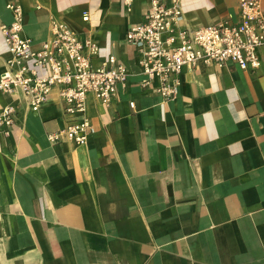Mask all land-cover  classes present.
Returning <instances> with one entry per match:
<instances>
[{
	"label": "crops",
	"instance_id": "0c3cea01",
	"mask_svg": "<svg viewBox=\"0 0 264 264\" xmlns=\"http://www.w3.org/2000/svg\"><path fill=\"white\" fill-rule=\"evenodd\" d=\"M9 3L34 48L60 20L98 44L94 66L113 54L128 75L109 104L87 95L82 144L48 137L67 121L57 88L36 108L0 92L16 108L0 128V264H264V51L256 70L185 66L164 99L126 40L148 0H0V73ZM181 5L190 30L239 20V0Z\"/></svg>",
	"mask_w": 264,
	"mask_h": 264
},
{
	"label": "built area",
	"instance_id": "2783aa9c",
	"mask_svg": "<svg viewBox=\"0 0 264 264\" xmlns=\"http://www.w3.org/2000/svg\"><path fill=\"white\" fill-rule=\"evenodd\" d=\"M261 1L239 0L237 22L222 19L190 30L183 24L181 0H148L143 19L126 32V40L138 50V64L145 75L140 84L169 99L177 92L179 74L185 66L199 62L222 65L232 60L242 69H258L259 52L264 51ZM8 6L14 20L1 24L9 57L0 73V92L20 90L29 106L36 108L57 88L55 93L62 100L67 121L48 137L54 142L65 138L82 144L93 131L86 114L87 95L92 93L109 104L118 88L125 86L127 68L113 54L94 66L91 58L98 55V44L90 38L80 39L60 20L51 21L50 35L34 48L22 35L21 5ZM129 105L134 107V101ZM15 113L12 104L0 106V128L11 126Z\"/></svg>",
	"mask_w": 264,
	"mask_h": 264
}]
</instances>
